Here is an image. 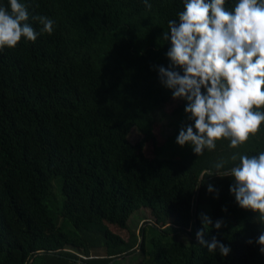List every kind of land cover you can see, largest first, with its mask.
Instances as JSON below:
<instances>
[{"label":"trees","instance_id":"trees-1","mask_svg":"<svg viewBox=\"0 0 264 264\" xmlns=\"http://www.w3.org/2000/svg\"><path fill=\"white\" fill-rule=\"evenodd\" d=\"M19 2L38 33L36 15L52 19L54 30L0 52V264H121L139 250L140 264H264L261 246L247 243L264 221L237 204L233 178L199 182L221 159L227 170L232 154L264 151V124L246 144L232 149L222 139L202 156L176 142L194 122L187 102L161 84L158 66L170 64L163 34L184 0H149L151 10L143 0ZM0 7L10 10L9 0ZM160 112L179 118L162 141ZM201 206L224 221L204 229V240L230 246L227 257L199 244ZM137 218L151 224L139 234L130 227Z\"/></svg>","mask_w":264,"mask_h":264},{"label":"clouds","instance_id":"clouds-1","mask_svg":"<svg viewBox=\"0 0 264 264\" xmlns=\"http://www.w3.org/2000/svg\"><path fill=\"white\" fill-rule=\"evenodd\" d=\"M143 3L151 10L149 0ZM9 4L10 10L0 7V52L16 48L22 38L35 42L41 33L52 34V19L32 17L42 26L38 33L28 22L26 6L19 0H9ZM225 4L226 0H184V10L178 19L168 21V31L163 34L171 47L166 53L169 66H158L161 84L172 90L173 99L187 102L185 112L194 122L181 127L176 142L181 147L191 145L198 156L205 149L215 150L222 139L236 149L264 124V0H237L231 9ZM229 159L233 166L227 170L229 160L224 159L215 163L214 170H203L200 184L211 176L232 177L230 192L237 204L258 213L264 221V151L258 155L234 153ZM208 191H214L210 184ZM200 219L199 244L209 253L219 251L227 257L230 246L215 236L210 242L204 240V229L219 230L224 221L213 222L203 213ZM253 242L264 254V232L255 241H247Z\"/></svg>","mask_w":264,"mask_h":264},{"label":"rangeland","instance_id":"rangeland-1","mask_svg":"<svg viewBox=\"0 0 264 264\" xmlns=\"http://www.w3.org/2000/svg\"><path fill=\"white\" fill-rule=\"evenodd\" d=\"M171 108L167 109V112H169ZM157 120H158V125L156 127V132L159 137V139L162 141L164 138H167L168 136L172 135L176 124L179 123V118L178 117H169V115H163L161 112L157 113ZM141 138L140 133L137 130H133L131 135H130V140L133 143H136L139 139ZM58 184L54 182V192H58ZM59 194L61 195V192L59 191ZM62 198V197H61ZM200 215L206 214L207 216L211 217V208L209 206H201L200 209ZM139 216H145L148 218V216L144 213H139ZM137 219H132L130 223L131 230L136 233H140V230L142 227H147L151 224L147 225H142V220L137 221ZM72 227H69L68 230H71ZM151 228L148 227L147 229V244H146V251L149 252L151 250V245H150V235H151ZM123 237L127 238L129 236L127 231L122 232ZM187 238L186 243H189L190 239L187 237L185 234L180 235V239H185ZM174 240H177L176 237L173 238ZM144 255L142 252L139 250L135 255H132L130 257H125L121 259L120 263L121 264H140L142 260L144 259ZM119 262V261H118Z\"/></svg>","mask_w":264,"mask_h":264}]
</instances>
